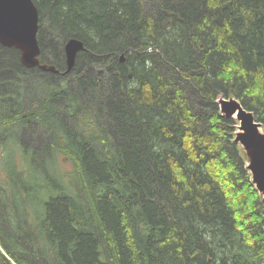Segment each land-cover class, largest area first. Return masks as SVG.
I'll return each mask as SVG.
<instances>
[{
  "label": "trees",
  "instance_id": "trees-1",
  "mask_svg": "<svg viewBox=\"0 0 264 264\" xmlns=\"http://www.w3.org/2000/svg\"><path fill=\"white\" fill-rule=\"evenodd\" d=\"M33 1L42 63L85 50L73 81L18 90L0 46V264H264V197L217 102L264 128V0Z\"/></svg>",
  "mask_w": 264,
  "mask_h": 264
},
{
  "label": "water",
  "instance_id": "water-1",
  "mask_svg": "<svg viewBox=\"0 0 264 264\" xmlns=\"http://www.w3.org/2000/svg\"><path fill=\"white\" fill-rule=\"evenodd\" d=\"M38 30L39 11L33 0H0V43L19 49L22 62L27 67L39 63ZM84 50V43L79 39L73 38L67 42L65 52L68 71L73 70L78 53ZM124 59L123 55L122 61ZM50 70L58 72L53 68ZM218 102L225 117L236 118L239 122L235 142L245 152L252 182L264 197L263 125L256 120L254 113L245 109L237 99L222 97Z\"/></svg>",
  "mask_w": 264,
  "mask_h": 264
},
{
  "label": "rangeland",
  "instance_id": "rangeland-1",
  "mask_svg": "<svg viewBox=\"0 0 264 264\" xmlns=\"http://www.w3.org/2000/svg\"><path fill=\"white\" fill-rule=\"evenodd\" d=\"M50 38H51V40H49ZM45 39H46V43H47L46 44V54H48V53H50V50H51L50 47L55 45V43H53V41L55 40V42H56V39L53 38V29L51 27L48 28V32H46V34H45ZM13 50H16V49H13ZM18 53H19V51H18ZM51 55H52V53H51ZM121 55H124V54H121ZM17 57H18V60L20 61V53L18 54ZM52 57L54 59H56L55 56H51V58ZM45 58H46L47 61H46V63H42V64H47L49 66L52 65V66H55L56 68H58V66L55 63L52 62L54 60H51L49 55H47ZM125 60H126V56H125V59L123 61H121V56H120V59H119L120 62H124ZM75 65H76V62H75ZM35 69H39V70H35ZM64 71H66L64 75H59V74H54V73H58V72L45 71L42 68H36V66H35L34 68L30 67V69H27L26 72H23V74H22L23 79H21L18 75H16L15 77H13L11 79H8V80H9V82H12V83H21V84H23L20 87H17L18 90H21L22 87H24V85L35 84V82L37 80V78L35 77L36 75L41 76L45 80H47V79L52 80L51 76H57V79H64V80L65 79L66 80L70 79L71 81H73L74 77L76 76V74H72L71 71L68 72L66 70V67H65ZM40 72H49V73L42 74ZM49 82L51 84H53V85H57L56 84V79H53L52 81H49ZM226 99H229V98H226ZM25 137H28V141L30 143V146H32L34 148H38V150H40L43 147L44 143H45L46 134H45V130L44 129H39L38 128L37 124L35 125L34 123H30V124H28V126L26 128ZM63 165H64L66 170H70L71 169V167L69 165H65V164H63Z\"/></svg>",
  "mask_w": 264,
  "mask_h": 264
},
{
  "label": "bare ground",
  "instance_id": "bare-ground-1",
  "mask_svg": "<svg viewBox=\"0 0 264 264\" xmlns=\"http://www.w3.org/2000/svg\"><path fill=\"white\" fill-rule=\"evenodd\" d=\"M40 27V25H39ZM37 39H38V42H39V45H38V48H39V55H38V64L32 66L31 68H34L36 66V68H42L43 70L45 71H49L51 68H53L54 70H57L58 73H54V74H59V75H64L66 71L63 70V72H61V70H59V68H56L55 66H52V65H47V64H42V61H41V55H42V46H41V43H40V40H39V30H38V34H37ZM0 46H2L3 48H8V49H16L17 51H19V49L15 48V47H7V46H4L3 44L0 43ZM20 53V64L26 68V69H30V67H27L25 64H23L22 62V53ZM80 53V52H79ZM122 56L121 55V61H122ZM60 59V58H59ZM66 70L68 71V68L66 67ZM50 72H53L52 70H50ZM69 72V71H68ZM241 103V102H240Z\"/></svg>",
  "mask_w": 264,
  "mask_h": 264
},
{
  "label": "flooded vegetation",
  "instance_id": "flooded-vegetation-1",
  "mask_svg": "<svg viewBox=\"0 0 264 264\" xmlns=\"http://www.w3.org/2000/svg\"><path fill=\"white\" fill-rule=\"evenodd\" d=\"M46 46V45H45ZM65 55H66V52H65ZM65 59H66V57H65Z\"/></svg>",
  "mask_w": 264,
  "mask_h": 264
}]
</instances>
